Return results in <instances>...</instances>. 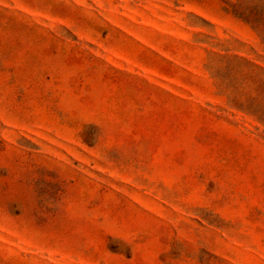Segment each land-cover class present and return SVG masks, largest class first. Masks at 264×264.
Wrapping results in <instances>:
<instances>
[{"label":"rangeland","instance_id":"obj_1","mask_svg":"<svg viewBox=\"0 0 264 264\" xmlns=\"http://www.w3.org/2000/svg\"><path fill=\"white\" fill-rule=\"evenodd\" d=\"M0 264H264V0H0Z\"/></svg>","mask_w":264,"mask_h":264}]
</instances>
